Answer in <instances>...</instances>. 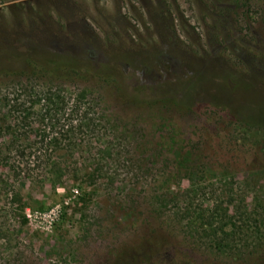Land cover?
Wrapping results in <instances>:
<instances>
[{
    "label": "rangeland",
    "instance_id": "374dc122",
    "mask_svg": "<svg viewBox=\"0 0 264 264\" xmlns=\"http://www.w3.org/2000/svg\"><path fill=\"white\" fill-rule=\"evenodd\" d=\"M51 118L48 178L0 170V264H264V0H0V133Z\"/></svg>",
    "mask_w": 264,
    "mask_h": 264
},
{
    "label": "trees",
    "instance_id": "16d2710c",
    "mask_svg": "<svg viewBox=\"0 0 264 264\" xmlns=\"http://www.w3.org/2000/svg\"><path fill=\"white\" fill-rule=\"evenodd\" d=\"M25 61V67L28 70L44 74L79 76L82 74L87 75L91 71L93 75L102 79L112 77L115 83L118 84L119 90L122 93L132 95V99H140L144 95V91L127 90L126 81L107 65L101 69H92L90 66L83 67L76 58L53 52H49L47 56L29 54ZM2 68L6 69L4 65ZM131 75H133V72H131ZM144 96L146 97V95ZM64 101L66 102L65 97ZM22 104L24 103L22 102ZM27 111L29 113L31 110ZM25 118L28 119L27 116ZM43 119L46 118L43 117ZM47 121L49 124L46 122L42 123L41 126L39 124L35 125L31 120L23 124L9 122L8 128H2L4 131L0 133V170L2 173L1 178L4 181L1 185L8 183L6 179H9V177L12 180L14 178L15 183L24 179L45 180L48 178L53 165L54 151L61 145L59 133L64 127L58 131V125L55 122L51 124L52 118L47 119ZM4 123L6 122L4 121ZM10 135H15V138H11ZM5 150L8 151L7 154H4ZM5 173L9 176L6 177ZM0 188L6 192L5 188L2 186ZM14 190L15 187L11 191ZM14 194L17 195L16 190Z\"/></svg>",
    "mask_w": 264,
    "mask_h": 264
}]
</instances>
